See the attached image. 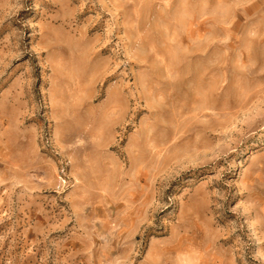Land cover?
<instances>
[{"label": "rangeland", "instance_id": "obj_1", "mask_svg": "<svg viewBox=\"0 0 264 264\" xmlns=\"http://www.w3.org/2000/svg\"><path fill=\"white\" fill-rule=\"evenodd\" d=\"M0 264H264V0H0Z\"/></svg>", "mask_w": 264, "mask_h": 264}]
</instances>
